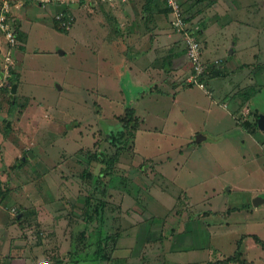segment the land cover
<instances>
[{
  "label": "rangeland",
  "instance_id": "1",
  "mask_svg": "<svg viewBox=\"0 0 264 264\" xmlns=\"http://www.w3.org/2000/svg\"><path fill=\"white\" fill-rule=\"evenodd\" d=\"M37 1L10 0L18 27L12 64L18 81L10 111L13 84L0 89V181L7 189L0 202V254L8 241L10 259L24 254L26 264H105L95 251L107 245L108 256L113 243L107 235L118 233L120 264H213L228 257L225 264H264L263 245L249 237L264 240V131L249 123L253 110L264 114V88L246 110L233 114L217 89L209 96L186 84L209 113L187 108L189 118L176 116L166 102L170 114L163 129L154 132L145 123L139 130L138 123H127L126 112L142 88L128 74L115 81L103 60L115 52L104 53L101 40L103 28H116L112 9L136 0ZM229 3L237 9L230 16L237 12L243 23L231 24L226 43L238 51L260 43L256 50L263 45L264 62V0ZM59 13L63 18L57 19ZM4 47L3 86L13 78L1 77ZM199 134L205 140L197 143ZM122 146L111 176L103 175L96 155ZM33 148L37 152L16 167ZM8 226L18 238L6 237ZM16 240L24 242L23 250L15 249ZM32 251H39L38 259Z\"/></svg>",
  "mask_w": 264,
  "mask_h": 264
},
{
  "label": "crops",
  "instance_id": "2",
  "mask_svg": "<svg viewBox=\"0 0 264 264\" xmlns=\"http://www.w3.org/2000/svg\"><path fill=\"white\" fill-rule=\"evenodd\" d=\"M177 1L184 9L191 7L186 17L191 18L190 23L193 29L199 30L201 58L206 74H204V79L210 91L212 90L211 94L217 89L218 94H222L229 100L230 106L235 110L233 114L239 113V111L243 112L242 110H246L247 105H250L252 99L264 88V62L259 63L263 45L261 50H256V46L260 43H252L250 51L247 49L238 51L236 44L226 43L231 32V24L243 23L241 18L237 16V12L234 13V17L230 16V12L237 11V9H233L229 0ZM37 2L40 5L41 1ZM166 4L167 1L164 0H154L151 4L146 3L145 0H136L131 4H124V9L114 7L112 15L115 18H113L116 24L115 30L110 31L107 26L105 29L103 28L105 34L101 38L102 44H104L102 50L104 53H107V50L111 53L115 52L114 58L107 53L103 60L112 67L113 76L116 74L115 81L120 78L121 74H128L130 83L142 88L136 96L138 98L135 97L130 104L134 108V115L139 119L137 124L139 130L145 123H149L151 131L155 132L163 129L162 126L167 124L166 121L169 119L170 114V112L164 110L163 103L166 102L173 106V109L172 106L170 108V110H174L172 114L180 117L189 118L186 112L187 108H198L206 113L210 111L208 105H204L203 102L198 101L190 94V90L194 88L186 85L185 79L188 76L189 66L184 44L178 39L180 34L173 31L169 24V18L165 15ZM74 5L77 6V4ZM146 12L151 13L148 20ZM14 13L15 11L12 16L15 15ZM196 34L198 36L197 32ZM3 46L4 41L0 37V47L3 49ZM250 75L252 76L249 77ZM247 79L250 80L249 84H245ZM199 90L201 91V89ZM118 91V96L122 97L120 89ZM205 94L212 96L208 93ZM212 100L213 103L217 102L213 97ZM152 102L159 105L155 106L158 109L152 107ZM221 106L225 107L226 104L224 103ZM251 113L252 118L250 117L249 123L253 122L252 120L255 119L256 115H259L256 109ZM170 121L174 124L177 123L173 117ZM196 133L198 132L196 131ZM199 136L203 139L197 142L194 137V141L197 143L205 140V136L201 134ZM135 140L134 138L133 142ZM262 199L257 198V206L261 205ZM14 232L15 235H12ZM16 233L18 231L14 226H8L5 229L6 237L18 238ZM116 235L118 237V233ZM116 235L115 233L109 234L110 237L112 236L110 240L113 244L108 252V258L99 257L96 258L97 260H101L105 264H120L118 260L120 256H115L118 251V246L114 243L117 240ZM249 237L252 239L258 238L263 242L261 247L264 248V240L259 236L251 233ZM22 242L21 240L15 241L16 250H23L24 242ZM5 244L0 254L3 264L4 260L10 259L8 252L11 250L8 241H5ZM38 252L32 251L37 259L39 258ZM51 254L57 257L60 253L57 255L52 250ZM10 260L9 264H26L24 254L12 256ZM60 263V259L57 261L51 260V264Z\"/></svg>",
  "mask_w": 264,
  "mask_h": 264
},
{
  "label": "built area",
  "instance_id": "3",
  "mask_svg": "<svg viewBox=\"0 0 264 264\" xmlns=\"http://www.w3.org/2000/svg\"><path fill=\"white\" fill-rule=\"evenodd\" d=\"M52 0H41L45 4H50ZM62 2V0H60ZM70 2L72 0H63V2ZM125 1V0H124ZM168 5L173 11L172 25L176 29V32L180 34L182 42L184 44L185 55L189 66L188 76L186 83L188 85L198 87L205 93L210 94V89L204 79V63L201 58V46L196 37L194 30H191L190 26L184 21V15L180 11L178 4L174 0H168ZM18 5H16L17 7ZM12 5L10 0H0V37L5 41V52L3 54V69L1 70V77L4 81L10 76V68L13 64V57L15 48L17 47L16 32L13 26L12 18ZM63 18V14L59 13L57 19ZM70 21L64 20L62 26L66 29L69 28ZM5 83V82H4ZM3 87V83L0 84V89ZM39 264H48L47 262H41Z\"/></svg>",
  "mask_w": 264,
  "mask_h": 264
},
{
  "label": "trees",
  "instance_id": "4",
  "mask_svg": "<svg viewBox=\"0 0 264 264\" xmlns=\"http://www.w3.org/2000/svg\"><path fill=\"white\" fill-rule=\"evenodd\" d=\"M146 1V3H148V4H151V2H153L154 0H145ZM164 1H167V4H166V9H165V15L169 18V24H170V26H171V28L173 29V31H175L176 32V29L174 28V26L172 25V21H173V11H172V8L168 5V0H164ZM177 4H178V7H179V9H180V11L182 12V14L185 16L184 17V21L188 24V23H190V17H186V15H187V11L185 12V10L183 9V7H182V5L177 1V0H174ZM194 1H196V0H194ZM147 13V12H146ZM151 17V13H147L146 14V18H147V20L149 19ZM17 26H15V32H16V38H17V40H18V34H17ZM190 28H191V30H194V32L196 33V32H198L199 30H195V29H193V26L192 25H190ZM59 31H63V32H67V31H65L64 29L62 30V29H58ZM199 33V32H198ZM197 37V36H196ZM198 39V38H197ZM198 41H199V39H198ZM213 71V70H212ZM10 77L9 78H12V81H9V79H8V81H6L5 82V84H4V86L1 88V91H4V90H6L7 88H9L10 87V85L11 84H15V82H17L18 81V75L16 74V72L14 71V67L13 66H11V68H10ZM204 74H205V71H204ZM206 75V74H205ZM10 82V83H9ZM0 98H1V93H0ZM1 104V103H0ZM16 106V103L15 102H13L12 103V100H10L9 101V110L8 111H10L12 108H14ZM127 114H126V116H127V123H129V122H132V121H134V122H136V123H138L139 122V119L137 118V117H135L134 116V109L133 108H130V109H128V111L126 112ZM258 116L259 115H256L255 116V119H254V122H253V125L255 126V130H256V126H257V119H258ZM126 126H128V124H126ZM135 126V125H134ZM249 126H251V124L249 125ZM244 127L245 128H247V126H245L244 125ZM254 130V131H255ZM253 131V132H254ZM134 133H133V137L131 138V139H133L134 138ZM123 146L122 147H120V148H118L117 147V149L115 150V152L113 153V154H111V155H96V157H97V159H98V161H99V163H100V165H101V170L103 171V175L105 174V175H107V176H111V174H112V168H113V166H114V164L118 161V158H119V155L121 154V152L123 151ZM24 156H27V152L24 154ZM25 163V161L24 160H22V158H20L17 162H16V164H15V166L16 167H19L21 164H24ZM6 196H7V189H6V187H5V183L4 182H2V181H0V202H2L3 200H5V198H6ZM20 214V212L17 214V216ZM19 220H20V218H19ZM107 237H110L109 236V234L107 235ZM112 237V236H111ZM110 237V238H111ZM255 239V241L256 242H258V243H260V244H262L263 245V242L262 241H260L258 238H254ZM239 243H240V241H239ZM103 246H107V245H102V247H98L99 248V250H97V251H95V257L96 258H108V256L107 255H105L106 253L103 251L104 250V247ZM100 249H102V254H101V252H100ZM103 254H104V256H103ZM109 255V254H108ZM232 261V257H228L227 259H224V260H218V261H216V262H214L213 264H225L226 262H231Z\"/></svg>",
  "mask_w": 264,
  "mask_h": 264
},
{
  "label": "water",
  "instance_id": "5",
  "mask_svg": "<svg viewBox=\"0 0 264 264\" xmlns=\"http://www.w3.org/2000/svg\"><path fill=\"white\" fill-rule=\"evenodd\" d=\"M59 52H60V54H63L62 51H59ZM16 87H17V85L15 83V84L12 85V88L10 90V94H11V98H12V103L14 102V99H15V96L14 95L16 93ZM257 127L259 128V130L264 131V115L263 114H259V116H258V119H257ZM202 139H203V137H201L199 135L195 137V140L197 142L201 141ZM36 152H37V149L36 148H33L32 151H30V152L27 153V156L32 157ZM25 159H26V156L22 157V160H25ZM256 202H258V200Z\"/></svg>",
  "mask_w": 264,
  "mask_h": 264
}]
</instances>
